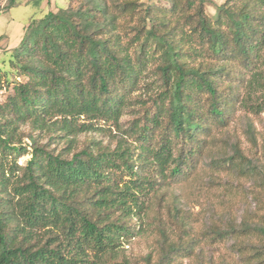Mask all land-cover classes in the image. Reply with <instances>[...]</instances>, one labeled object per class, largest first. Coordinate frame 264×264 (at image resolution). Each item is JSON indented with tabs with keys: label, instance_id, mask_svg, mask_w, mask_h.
Listing matches in <instances>:
<instances>
[{
	"label": "trees",
	"instance_id": "16d2710c",
	"mask_svg": "<svg viewBox=\"0 0 264 264\" xmlns=\"http://www.w3.org/2000/svg\"><path fill=\"white\" fill-rule=\"evenodd\" d=\"M137 3L69 0L33 20L8 69L0 67V89H12L0 101V264H139L125 246L161 220L163 201L184 220L190 211L177 199L189 204L205 189L207 136L229 126L238 103L264 110V0H226L214 19L206 13L213 0H164L144 14ZM149 61H157L159 92L131 99ZM139 102L142 113L115 147L91 141L71 153L77 134L120 130L123 112ZM25 123L50 139L69 138L67 147L56 152L31 132L18 136ZM242 151L230 160L234 170ZM26 154L31 158L19 165ZM245 169L256 174L254 164ZM258 217L264 221V213ZM232 220L210 234L234 237L239 250L264 262V224L246 207L240 222ZM154 226L164 237L157 264L186 256L188 247Z\"/></svg>",
	"mask_w": 264,
	"mask_h": 264
},
{
	"label": "rangeland",
	"instance_id": "374dc122",
	"mask_svg": "<svg viewBox=\"0 0 264 264\" xmlns=\"http://www.w3.org/2000/svg\"><path fill=\"white\" fill-rule=\"evenodd\" d=\"M163 2L164 0H140V3H137V8L141 9L140 14H144L145 9L150 5H165L166 3ZM213 2L215 3L206 6V13L214 19L217 7L225 3L226 0H213ZM8 4V0H0V39H5L4 44L0 46V67L6 70L10 53L22 42L25 28L33 20L43 17L47 12H56L67 7L69 0H15L13 6L7 7ZM137 21L139 25H142L141 21ZM183 24L184 22L181 20L179 25ZM6 41H8L7 46H5ZM136 45L137 43L129 49L133 56ZM193 59L190 58L191 61ZM156 64L157 61L147 62L145 68L142 69L144 71L140 73L136 89L130 94L131 99H148L159 92V75L156 74L154 68ZM13 78L14 75H10V79ZM10 93H12L11 87L5 86L0 89V101L3 102ZM140 106L139 102L126 108L120 119V130L112 126L111 131H84L77 134L71 143V147H73L71 153L82 149L86 143L91 141L98 145L115 147L117 140L123 135L122 129L127 128L131 120L142 113L139 110ZM28 132L36 135L42 143H49V148L56 149V152L68 145L69 138L56 136L50 139L51 134L34 129L29 123L19 125L18 136ZM50 133L60 135L54 131ZM124 137L129 141L132 140L127 135ZM208 138V153L205 154L207 157L204 158V164L201 163L208 169L204 179L205 189L202 190L200 196L191 199L189 204L184 200L177 199L176 201L178 207L190 211L188 218L174 219V211H169L166 208L168 206H165L166 201L164 200L161 207V220L156 221L150 227L145 225L141 236L134 239L130 245L125 246V253L132 262L145 264V259L149 254L151 255V264L159 262L160 243L164 237L159 234L154 225L160 223L167 232L165 238L168 242L173 239L184 248L188 247L186 256L172 264H264L260 261V257L249 258L248 251L246 253L244 250H239L240 243L234 237L230 236L222 240L221 237L210 234L214 228L226 230L229 226L228 223L233 221L232 219L237 218L240 222L245 207L252 213L255 221L264 224V221L260 220L261 217H258L259 214L264 213V110L257 113L249 112L238 103L229 126L223 129H213L207 136ZM23 142L31 143L27 137ZM237 148H241L245 156L242 159V165L234 170L237 166L230 167L229 165L232 162L230 160L236 155ZM30 158L31 154L23 155L19 157L18 164L25 165ZM212 159L219 160L220 165L211 164ZM246 164H254L256 174H251L249 170H246ZM169 187L171 195L179 194L175 185L170 184ZM253 191L260 193L261 209L257 205V198ZM159 208L158 200L153 206L156 217H158ZM189 227L196 231L195 236L189 233ZM261 245L260 243L259 246ZM249 250L254 251L255 249Z\"/></svg>",
	"mask_w": 264,
	"mask_h": 264
},
{
	"label": "crops",
	"instance_id": "0c3cea01",
	"mask_svg": "<svg viewBox=\"0 0 264 264\" xmlns=\"http://www.w3.org/2000/svg\"><path fill=\"white\" fill-rule=\"evenodd\" d=\"M4 41H5L4 38L0 39V46L4 44ZM7 45H8V41H6V43H5V46H7Z\"/></svg>",
	"mask_w": 264,
	"mask_h": 264
}]
</instances>
